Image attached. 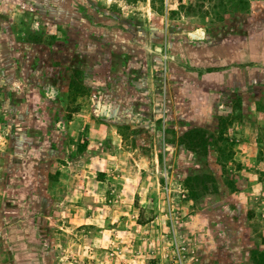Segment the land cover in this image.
<instances>
[{"label": "rangeland", "instance_id": "obj_1", "mask_svg": "<svg viewBox=\"0 0 264 264\" xmlns=\"http://www.w3.org/2000/svg\"><path fill=\"white\" fill-rule=\"evenodd\" d=\"M261 250L264 0H0V264Z\"/></svg>", "mask_w": 264, "mask_h": 264}, {"label": "water", "instance_id": "obj_2", "mask_svg": "<svg viewBox=\"0 0 264 264\" xmlns=\"http://www.w3.org/2000/svg\"><path fill=\"white\" fill-rule=\"evenodd\" d=\"M191 36H195L194 33H190ZM149 51H151V49L147 48ZM154 51H160V47H155Z\"/></svg>", "mask_w": 264, "mask_h": 264}, {"label": "trees", "instance_id": "obj_3", "mask_svg": "<svg viewBox=\"0 0 264 264\" xmlns=\"http://www.w3.org/2000/svg\"><path fill=\"white\" fill-rule=\"evenodd\" d=\"M262 252H261V258H262V260H264V252H263V250H261Z\"/></svg>", "mask_w": 264, "mask_h": 264}]
</instances>
